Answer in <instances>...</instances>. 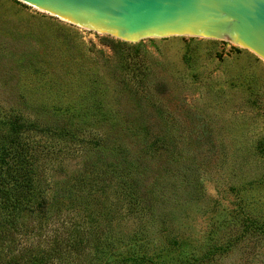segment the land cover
Masks as SVG:
<instances>
[{
  "label": "rangeland",
  "instance_id": "374dc122",
  "mask_svg": "<svg viewBox=\"0 0 264 264\" xmlns=\"http://www.w3.org/2000/svg\"><path fill=\"white\" fill-rule=\"evenodd\" d=\"M144 123L159 130L174 125L183 142H216L215 148L206 143L188 149L187 144L183 158H165L162 166L140 161L149 169L146 178L162 172L161 177L165 168L181 166L194 154L226 155V168L212 162L201 172L203 188L197 197L182 196L184 204L171 226L153 225L147 238L139 235L149 259L177 264L192 256L194 264H264V61L222 40L175 36L128 43L18 0H0V156L16 162L21 144L67 149L41 157L35 184L58 194L67 192L76 175L88 187L99 183L122 206L112 227L122 233L125 245L133 242L139 224L124 202L116 201L120 190L113 152L85 144V152L76 150L77 142L46 129L84 124L105 130L122 124L117 136L131 148L149 140L150 134L139 127ZM106 217L104 213L102 219ZM50 228L18 235V247L44 246L45 239L51 243ZM68 259L89 264V257Z\"/></svg>",
  "mask_w": 264,
  "mask_h": 264
},
{
  "label": "trees",
  "instance_id": "16d2710c",
  "mask_svg": "<svg viewBox=\"0 0 264 264\" xmlns=\"http://www.w3.org/2000/svg\"><path fill=\"white\" fill-rule=\"evenodd\" d=\"M122 127V124L109 125L102 130L85 128L84 124H72L55 125L46 130L59 139L77 142L76 150L82 148V152H85L84 144L92 145L99 152H113L118 179L115 187L120 190H117L116 201L119 204L120 201L124 202L127 214L136 220L137 226L139 224L133 242L125 245L122 233H115L113 221L117 213L118 218L122 215V206H116L106 195V188L99 183H91L88 187L83 176L76 175L75 183L69 186L67 192L58 194L52 192L51 188L35 184L37 180L33 177L37 178L41 169V157L47 159L57 152L62 153L61 149H67L59 147L55 151L52 147L56 146L31 149L29 145L21 144L16 162H8L6 154L0 156V264H74L68 261L69 257L75 261L81 260L83 256L86 259L89 257V264H157L149 259V252L145 248L147 245L141 242L139 235L147 238L153 225L165 228L169 224L171 226L179 207L184 204L181 202L182 196L184 199L188 195L197 197L203 188L201 172L212 162L219 163L220 168H226V155L200 153L203 156L199 158L198 154H194L181 166L170 170L165 168V174L161 177L162 172L153 179L146 178L149 169L139 166L140 161L162 166L167 163L165 158H183L182 150L187 144L188 149L203 148L206 143L215 148L213 145L216 142L200 139L183 142L175 136L174 125L163 124L159 130L158 125L144 123L139 127L150 134L149 140L142 139L137 147L128 148L125 140L117 136ZM40 129L37 131L40 132ZM31 150L33 153L30 154ZM4 169L8 170V174L4 173ZM104 213L107 217L102 219ZM54 222L56 224L52 225ZM50 226L54 234L51 243L45 239L41 242L44 246L18 247V235H32L35 228L42 234ZM235 241L239 243L240 238ZM127 246L132 249L124 251ZM177 264H194L193 258L191 256Z\"/></svg>",
  "mask_w": 264,
  "mask_h": 264
},
{
  "label": "water",
  "instance_id": "95a60500",
  "mask_svg": "<svg viewBox=\"0 0 264 264\" xmlns=\"http://www.w3.org/2000/svg\"><path fill=\"white\" fill-rule=\"evenodd\" d=\"M128 43L190 36L231 42L264 61V0H18Z\"/></svg>",
  "mask_w": 264,
  "mask_h": 264
}]
</instances>
